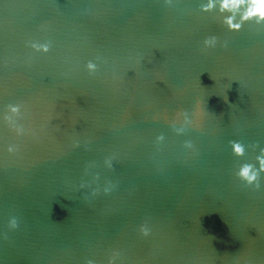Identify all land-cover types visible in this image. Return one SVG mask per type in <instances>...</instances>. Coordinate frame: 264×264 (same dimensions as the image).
Returning <instances> with one entry per match:
<instances>
[{
  "label": "water",
  "instance_id": "water-1",
  "mask_svg": "<svg viewBox=\"0 0 264 264\" xmlns=\"http://www.w3.org/2000/svg\"><path fill=\"white\" fill-rule=\"evenodd\" d=\"M209 2L0 0V264H264V22Z\"/></svg>",
  "mask_w": 264,
  "mask_h": 264
},
{
  "label": "clouds",
  "instance_id": "clouds-1",
  "mask_svg": "<svg viewBox=\"0 0 264 264\" xmlns=\"http://www.w3.org/2000/svg\"><path fill=\"white\" fill-rule=\"evenodd\" d=\"M213 6L214 5L210 0L209 4L207 6H204V10L207 11L211 9ZM244 6H246V8L240 17V22L235 23L234 22L235 13L238 12L241 9V7H244ZM220 10L222 12L227 11V12L233 13L232 16L226 17L224 21L225 24L228 26V29L233 32L240 31L242 27V23L244 21L255 20L257 24L264 22V0H221ZM48 50L49 49L47 46L43 48L44 52H47ZM89 67L92 68L94 67V65L90 63ZM13 111H16V109L13 108ZM199 115L201 116V118H203L206 115L202 107H199ZM232 147L236 155L243 154L244 148L241 143L233 142ZM9 151H11V149H9ZM261 170L264 171V160H261ZM239 175L243 179L247 180L249 184L253 183L257 179V173L254 172L251 169V166L249 165L244 166L241 169ZM13 223L15 225V221ZM143 235L144 236L149 235L148 231H144Z\"/></svg>",
  "mask_w": 264,
  "mask_h": 264
}]
</instances>
